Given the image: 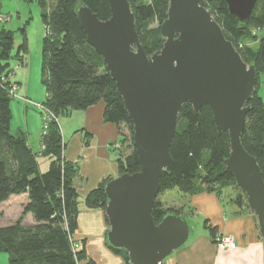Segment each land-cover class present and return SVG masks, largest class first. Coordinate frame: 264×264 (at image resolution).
<instances>
[{
	"label": "trees",
	"instance_id": "1",
	"mask_svg": "<svg viewBox=\"0 0 264 264\" xmlns=\"http://www.w3.org/2000/svg\"><path fill=\"white\" fill-rule=\"evenodd\" d=\"M36 1L43 8L41 21L46 30L43 40L46 99L42 103L55 116L42 131L40 140L41 153L49 157V163L44 171H40L37 153L28 146L25 135L22 132L14 133L10 128L12 97L9 86L14 72L8 59L13 41L11 31L0 26V204L11 196L26 195L19 216L0 225V252L8 253L9 264H78L80 261L95 264L86 258L83 248L74 252L70 239L78 226V193L74 184L78 168L63 155L57 118L60 113L83 110L103 102V119L110 123H123L129 129L132 152L117 156L119 174L139 170L132 142V123L122 98L102 57L86 42L84 30L75 13L77 5L83 3L99 19L105 20L110 16L108 0H53L49 11L44 10L47 0ZM199 1L210 10L243 61L254 64L256 80L254 92L247 102L250 109L245 117L241 143L256 158L264 180V107L258 93V76L264 73V34L256 37L258 44L255 47L246 45L236 48L234 44V41L249 36L250 29L264 27V0L256 1L244 26L228 15L225 0ZM128 2L134 14L139 41L150 55L160 49L164 41L159 29L167 16L168 0ZM153 20L160 25L152 32L146 29V24ZM250 37L254 38L253 35ZM25 48L24 38L18 46L17 56ZM169 152L173 168L170 173H161L158 193L176 187L185 194H193L198 187L213 191L217 186L230 182L235 184L231 172L223 163L229 154L228 132H217L207 105H203L197 114L190 103L182 105ZM110 179L108 177L101 181L85 196L87 207L104 212L106 197L103 188ZM235 201L239 205L245 199L243 201V195L239 193ZM167 212L181 214L180 209L163 207L156 197L152 207L155 223ZM27 214H31V223L25 221ZM105 222L108 225L106 216ZM213 229L209 227L211 234ZM108 247L122 255L128 263L125 251Z\"/></svg>",
	"mask_w": 264,
	"mask_h": 264
},
{
	"label": "water",
	"instance_id": "2",
	"mask_svg": "<svg viewBox=\"0 0 264 264\" xmlns=\"http://www.w3.org/2000/svg\"><path fill=\"white\" fill-rule=\"evenodd\" d=\"M256 1L225 0L227 13L244 26ZM108 5L105 20L83 3L75 8L86 42L102 57L122 98L139 162L138 171L121 173L104 185L107 245L125 251L129 264H161L190 238L186 216L167 212L158 223L152 216L160 175L173 168L169 149L184 103L196 114L207 105L217 132H228L223 163L245 194L264 244V180L256 158L241 143L254 64L243 61L199 0H168L159 29L164 41L150 55L139 41L128 0H108Z\"/></svg>",
	"mask_w": 264,
	"mask_h": 264
},
{
	"label": "crops",
	"instance_id": "3",
	"mask_svg": "<svg viewBox=\"0 0 264 264\" xmlns=\"http://www.w3.org/2000/svg\"><path fill=\"white\" fill-rule=\"evenodd\" d=\"M22 79V78H20ZM14 76L18 82V93L31 101L38 102V95L30 92L28 76L25 81ZM15 105L11 106V130L22 132L28 146L37 153L40 171H44L49 163V157L41 153L40 117L36 108L15 98ZM18 112V120L13 123V107ZM103 102L88 106L83 110H71L68 117L57 118L63 143V155L66 160L77 165V176L74 184L78 193L77 229L73 239L82 241L80 246L85 250L86 258L95 264H125L121 257L113 253L106 245L105 235L107 224L101 209L89 208L85 204V196L95 189L101 181L119 175L117 156L120 149L114 143L120 142L119 124L106 122L103 119ZM40 113V111H39ZM41 115V113H40ZM63 124V126H62ZM121 143V142H120ZM172 191L165 190L163 193ZM188 195V194H184ZM167 208H181V214L189 210L184 207L189 203L195 215L188 214L194 220H200L196 231H191L190 238L180 248L174 250L161 264H264V244L259 235L257 221L247 210L239 212L235 204L230 207L226 202L222 204L217 195L212 192H200L190 195L188 203L181 198L175 203L162 197L158 199ZM26 201V195L11 196L9 200L0 204V211L9 206L15 220L21 211V205ZM17 209V210H16ZM25 221L32 222L31 214H27ZM205 223L217 229L218 233L233 234L237 240V247L220 250L212 242V238Z\"/></svg>",
	"mask_w": 264,
	"mask_h": 264
},
{
	"label": "rangeland",
	"instance_id": "4",
	"mask_svg": "<svg viewBox=\"0 0 264 264\" xmlns=\"http://www.w3.org/2000/svg\"><path fill=\"white\" fill-rule=\"evenodd\" d=\"M53 0H47V5L44 10L49 11L51 2ZM148 0H140V2H147ZM43 11V8L39 6L36 0H0V15L3 16L4 18L1 20L0 19V26L4 27L6 30L11 31V36H12V41H13V47L10 51V57L8 59V62L10 64V67L12 68L14 76L18 77L19 79L22 78L25 81L26 75L28 76V84L30 87V92L36 93L38 95V102H43L46 99V90H45V84H44V78L46 77V70L44 68L45 66V53L43 51V40L44 36L46 34L45 27L41 21V12ZM160 23L157 20H153L151 22H148L146 24V29L152 30V32L159 27ZM249 36H245L240 40L234 41V44L236 48H242L246 45H249L251 47H255L258 44V41H256V37L261 36L264 34V27L262 29H250L249 30ZM250 35H253V37H250ZM257 35V36H255ZM26 39V48L21 50L19 55L17 56V49L20 44H22L23 39ZM20 79L23 83V80ZM16 83V95L18 96V99L23 101L25 104H30V102H24V96L19 95L18 93V82L14 81ZM12 82V83H14ZM258 93L262 97L263 100V107H264V73H261L258 76ZM26 98V97H25ZM28 99V98H27ZM15 98H12L10 101L11 106L15 105ZM13 123L12 126L16 124V121L18 120V112L15 110V106L13 107ZM35 108V107H34ZM37 110V109H36ZM38 111V110H37ZM39 117H40V129L42 133V127H43V117L40 115L38 111ZM68 113H60L58 114V120L62 121V119H65L68 117ZM53 118H49L47 120V126ZM63 126V124H62ZM119 134H120V142L114 143V147L121 152L122 156L128 155L129 153L132 152V146H131V138L129 134V129L123 124H119ZM169 190V189H168ZM172 191L166 192L167 194L160 192L157 194V199H161L164 197L165 199L167 198L168 201H172V203H175L174 201H179L181 198H184L185 202L188 203V197L190 195L194 194H199L200 192H212L217 197L219 200L222 201L223 203H227L231 206L234 204L238 206L239 209V214L242 213V211L247 210L250 213L252 211L249 210V208L244 204L245 201V194L241 192V190L233 183H228L225 186H217L215 187V190L209 191L206 188H201L198 187L197 191L193 194H188L184 195L185 193L181 192L178 188L174 187L171 188ZM241 193L243 195V201L240 202L238 205L235 201L236 196ZM177 204V203H175ZM13 205L9 206L7 209L4 211H0V225L6 224L13 220L15 214H12V207ZM164 207V206H163ZM175 208V207H174ZM189 210V212L185 211L184 216H186L189 226L191 228V231H196L198 227V223L200 220H194L188 214L195 215V211L190 212L192 210L191 205L188 203L186 207H184V210ZM17 210V209H16ZM181 210H183L181 208ZM253 214V213H252ZM255 217V215L253 214ZM256 219V217H255ZM198 222V223H197ZM206 229L208 230L210 237L212 238V242L215 244V246L220 249V250H225V249H231V248H236L237 247V240L233 234L229 233H218L217 229L214 228L213 233L211 234L209 231V227L205 223ZM107 230H108V225H107ZM221 236V238H228L229 236H232L234 245L231 247L229 243L227 242L223 245V248H221L218 243V238ZM72 242V246L77 244L79 246L82 245V241H78L73 239V235L70 238ZM224 241V240H222ZM107 245V243H106ZM108 247V245H107ZM80 248V247H79ZM109 248V247H108ZM74 249V248H73ZM110 249V248H109ZM111 250V249H110ZM77 249H74V252H77ZM112 251V250H111ZM113 252V251H112ZM115 253V252H113ZM117 254V253H115ZM121 257L123 262L125 264H128L124 257L120 254H117ZM0 264H9V255L7 252H0ZM78 264H83V261L78 262Z\"/></svg>",
	"mask_w": 264,
	"mask_h": 264
},
{
	"label": "built area",
	"instance_id": "5",
	"mask_svg": "<svg viewBox=\"0 0 264 264\" xmlns=\"http://www.w3.org/2000/svg\"><path fill=\"white\" fill-rule=\"evenodd\" d=\"M4 17L0 15V19L2 20ZM13 76L10 77V81H11V84L9 86V95L12 97V98H18V96L16 95V89H17V85L16 83L14 82V79L12 78ZM14 82V83H12ZM24 102H30L32 106H34L37 110L40 111L42 117H43V127H42V131L44 132L47 128V120H49V118H54L55 119V116L53 115V113L46 107V105L42 102H34V101H31L30 99H27L24 97ZM232 236H229L228 238H221V236L217 239L218 240V243L217 245H219L221 248H223L224 246L226 245H223L227 242H231L233 241L232 239ZM224 240V241H222ZM229 245L231 247H233L234 245V242H231L229 243ZM79 245L75 244L73 245V248L74 249H79ZM73 249V250H74Z\"/></svg>",
	"mask_w": 264,
	"mask_h": 264
}]
</instances>
